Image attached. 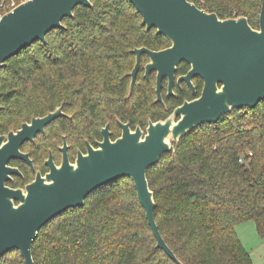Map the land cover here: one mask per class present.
<instances>
[{
  "label": "trees",
  "instance_id": "1",
  "mask_svg": "<svg viewBox=\"0 0 264 264\" xmlns=\"http://www.w3.org/2000/svg\"><path fill=\"white\" fill-rule=\"evenodd\" d=\"M23 1L8 3L13 8ZM189 1L220 19L245 17L254 29L264 3ZM90 2L91 8L75 7L73 17L64 18L62 28L48 33L44 42L4 63L0 135L60 105L65 111L72 107L76 122H86L87 135L107 120L115 123V116L129 117L125 110L133 95L127 97L121 85L134 63L132 51L168 42L141 26L129 1ZM60 128L55 135L63 133ZM32 178L29 173L7 185L23 186ZM146 178L155 202L154 221L180 264H253L235 226L254 222L264 241V100L192 129L147 169ZM31 253L34 264H176L156 247L129 178L98 188L83 206L47 223ZM0 264L25 263L18 251H10Z\"/></svg>",
  "mask_w": 264,
  "mask_h": 264
},
{
  "label": "water",
  "instance_id": "2",
  "mask_svg": "<svg viewBox=\"0 0 264 264\" xmlns=\"http://www.w3.org/2000/svg\"><path fill=\"white\" fill-rule=\"evenodd\" d=\"M141 17V26L155 29L164 36L170 47L158 52L145 48L133 50L136 63L130 74L133 78L139 56L148 54L146 71L157 72L159 79H169V91L176 66L185 62L189 72L179 80L193 89L190 78L198 76L204 85L199 98L184 103L165 121L149 122L141 138L139 128L131 132L127 124H119L122 134L109 139L107 127L97 148L87 144L85 155L78 153L74 164L65 154L55 166L51 156L43 177L37 173L24 189H12L6 184L12 176H21L11 160L32 166L21 147L43 133L45 127L62 113L60 108L44 117H34L22 123L16 131L0 135V263L10 251H18L25 264H34L32 244L38 232L51 220L67 210L83 206L84 200L98 188L120 178H129L145 218L156 240V247L172 261H177L160 236L154 221L155 202L146 171L161 156L169 153L192 129L215 124L233 109H253L264 100V3L258 28H252L245 17L219 19L189 0H127ZM77 6L91 8L90 0H25L0 17V69L4 63L36 42H44L48 33L62 28L64 18L73 17ZM133 83V82H132ZM132 85V84H131ZM159 101V98L157 99Z\"/></svg>",
  "mask_w": 264,
  "mask_h": 264
},
{
  "label": "flooded vegetation",
  "instance_id": "3",
  "mask_svg": "<svg viewBox=\"0 0 264 264\" xmlns=\"http://www.w3.org/2000/svg\"><path fill=\"white\" fill-rule=\"evenodd\" d=\"M150 30L154 31L153 34L155 36L165 38L162 35H157L155 29ZM150 30L148 31L150 32ZM167 42L168 44L162 42L155 45L142 46L140 48H145L151 52H158L170 47L171 44L168 40ZM132 54L134 63L130 70L124 75L125 79L123 85H121L122 88L125 90L127 89V97L133 95L132 102L129 104L128 109L125 110L129 113V117H125V120H120L115 116V123L111 120H107L104 125L102 124L94 129L91 127L89 135H87L86 122L81 120L76 122L73 119L75 115L73 114L74 111L70 110L72 107L67 106V111H65L63 105L54 107L53 110L48 111L45 115L54 112L57 108H60L62 115L59 118L52 120L45 127L44 132L37 134L32 142H27L21 147V152L29 156L32 166L20 160H11L9 162V166L17 168L21 174V176H12L11 182L17 177L24 179L29 173L33 175V178L23 186L12 187L11 185L6 184L8 187L12 189H24L27 184L34 180L37 173L43 177L49 171L46 161L50 156L53 164L59 166L62 162L63 152L61 149L64 144L65 154L68 161L70 164H74L78 153H81L82 155L86 154L87 144L94 149L97 148V143L103 139L102 131L104 128L107 127L110 134L109 139L111 140L118 139L121 136L122 129L119 125L120 123L127 124L131 132H134L136 128H139L142 133L141 138H143L146 134L149 122L156 123L158 121H165L170 116H173V122H177L180 118V114L174 115L175 110L181 107L184 103H189L199 98L204 85L200 77L194 76L190 78V83L193 89L189 87L186 81L179 80L190 70V66L187 63L181 62L176 66L170 91L169 79L167 77H161L159 79V89L157 92V72L153 70L146 71V65L150 62L148 54L142 53L139 56L138 69L133 78L130 76L136 63V55L133 51ZM135 96L137 97L136 101L134 100ZM158 98L159 101H157ZM74 109L78 108L76 107ZM45 115L38 116V118L44 117ZM49 128L51 130L48 132ZM56 128H60L63 133L58 134V136L55 135V133L59 132ZM30 147H32L34 152L38 155L37 160H34L31 157L29 151L31 149Z\"/></svg>",
  "mask_w": 264,
  "mask_h": 264
},
{
  "label": "rangeland",
  "instance_id": "4",
  "mask_svg": "<svg viewBox=\"0 0 264 264\" xmlns=\"http://www.w3.org/2000/svg\"><path fill=\"white\" fill-rule=\"evenodd\" d=\"M235 232L253 264H264V241L257 234L254 222L235 226Z\"/></svg>",
  "mask_w": 264,
  "mask_h": 264
},
{
  "label": "built area",
  "instance_id": "5",
  "mask_svg": "<svg viewBox=\"0 0 264 264\" xmlns=\"http://www.w3.org/2000/svg\"><path fill=\"white\" fill-rule=\"evenodd\" d=\"M11 10H12V7L8 3V0H0V17Z\"/></svg>",
  "mask_w": 264,
  "mask_h": 264
}]
</instances>
